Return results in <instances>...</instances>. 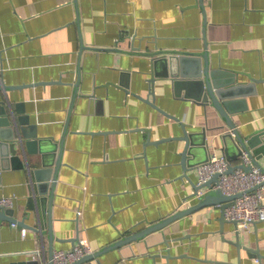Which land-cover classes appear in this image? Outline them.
<instances>
[{
    "label": "crops",
    "instance_id": "0c3cea01",
    "mask_svg": "<svg viewBox=\"0 0 264 264\" xmlns=\"http://www.w3.org/2000/svg\"><path fill=\"white\" fill-rule=\"evenodd\" d=\"M205 52L218 79L247 85L231 107L236 130L263 129L264 0H0V78L29 85L0 99L22 104L54 160L61 147L51 209L26 169L0 170V197L24 222L0 220V264H49L80 242L93 254L200 200L182 142L145 141L180 135V122L218 126L207 149L225 156L219 136L230 128L215 110L176 98L169 75L148 81L155 58ZM163 65L156 73H169ZM220 216V205L195 210L91 264H264V221L238 231L259 260L237 254L235 226Z\"/></svg>",
    "mask_w": 264,
    "mask_h": 264
},
{
    "label": "water",
    "instance_id": "95a60500",
    "mask_svg": "<svg viewBox=\"0 0 264 264\" xmlns=\"http://www.w3.org/2000/svg\"><path fill=\"white\" fill-rule=\"evenodd\" d=\"M167 63L169 67L168 74H158L156 72H161L165 69ZM153 64V74L151 73V78L148 80L152 85L156 80V77H167L173 78V94L174 96L191 100L196 105L203 108L204 112L207 113L208 108L215 110L218 115L224 120V123L230 128V130L235 134L233 138L230 132H225V134L219 136L223 144V150L225 151V157L227 160L231 161L241 155L242 151L246 150L253 159V164L264 172V167L261 166L260 161L264 160V128L255 133L241 134L235 128V124L230 118V113L232 111L231 107L235 103L236 99H241L243 95V89L247 85H236L234 79L228 81H222L215 76L216 70L209 69L208 55L207 53L202 54H178L170 53L165 56L155 58L152 62ZM162 64V65H161ZM31 85V84H30ZM29 85H5L0 78V91L6 93L13 88L27 87ZM149 101V100H148ZM178 121V118L172 116ZM188 125L180 122V135H174L167 138H159L155 141H151L149 134L145 141V147L147 145H158L163 142L177 140L182 142V149L180 154V166L185 172L196 167L199 163L206 162L209 158L208 146V131L212 132L214 130H219L218 126L208 127L202 129L201 131L190 130ZM148 133V131H146ZM47 140H42L37 137L35 132V125L31 124L29 115L25 113L22 104H15L14 107L11 106L5 99H0V170L8 169H26L29 177L37 182V187L43 195V202L48 201V207L51 209V201L53 197V187L57 179V170L61 162V147L59 148V155L54 160L55 148L49 147L47 145ZM234 151V155L230 154V150ZM146 154V152L144 153ZM198 157L199 160H197ZM192 161H197L196 164ZM234 168H245L242 165L231 166L229 172H232ZM218 175L215 174L211 179L201 185L195 186V189H204L209 187L210 183H215L217 181ZM50 190V192H49ZM49 192V197L48 196ZM237 195H227L224 196L219 189L210 190L204 193L203 197L192 205V207L182 209L175 212V214L170 215L166 218L158 220L157 223H153L148 227L141 229L139 232L123 236L122 239L117 242L106 246L99 252L93 254H88L82 257L76 262L71 264H91L92 258H96L106 251L121 247L123 244H128L132 241L140 239L146 234L154 231H158L178 218L192 214L193 211L199 210L205 207H210L212 205H220L221 216L219 218L221 227L223 223L228 221L224 219L223 213L226 208L231 203V200L236 198ZM13 209H3L0 207V220L5 219L11 223L19 224L24 226V222L16 221L13 217ZM231 222L235 227L234 237L235 240L233 244L238 249L237 254L240 250H248V255L251 258H258L260 260L261 255L250 247H244L240 243L239 232L236 229V222ZM240 262V258H239ZM13 264H39L38 261H18V263ZM51 264V263H49ZM240 264V263H239Z\"/></svg>",
    "mask_w": 264,
    "mask_h": 264
},
{
    "label": "built area",
    "instance_id": "2783aa9c",
    "mask_svg": "<svg viewBox=\"0 0 264 264\" xmlns=\"http://www.w3.org/2000/svg\"><path fill=\"white\" fill-rule=\"evenodd\" d=\"M228 131L234 138L235 134L230 129ZM238 158V165L249 167L248 170L234 168L229 172L232 163L224 155H218L216 151L211 152L206 162L195 167L196 186L207 183L215 174L218 175L217 181L210 183L209 187L204 189L197 187L194 195L199 200L206 190L216 189H219L224 196L237 195L224 210L223 216L227 221L236 222L237 231H242L246 230L250 223L264 221V172L253 164V159L246 150L242 151ZM12 205L13 200L10 197H0V207L9 209ZM23 234H25L24 230ZM90 253H92L91 248L80 242L69 250H55L49 260L51 264H71ZM37 255L39 250H36L31 258L34 259Z\"/></svg>",
    "mask_w": 264,
    "mask_h": 264
}]
</instances>
